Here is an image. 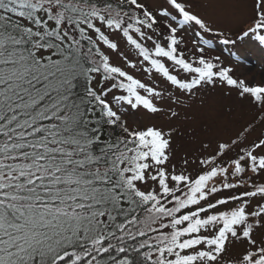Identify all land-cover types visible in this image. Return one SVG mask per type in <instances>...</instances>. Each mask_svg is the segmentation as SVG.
Listing matches in <instances>:
<instances>
[{"label": "snow or ice", "instance_id": "snow-or-ice-1", "mask_svg": "<svg viewBox=\"0 0 264 264\" xmlns=\"http://www.w3.org/2000/svg\"><path fill=\"white\" fill-rule=\"evenodd\" d=\"M238 44L264 0H0V264H264Z\"/></svg>", "mask_w": 264, "mask_h": 264}, {"label": "rangeland", "instance_id": "rangeland-1", "mask_svg": "<svg viewBox=\"0 0 264 264\" xmlns=\"http://www.w3.org/2000/svg\"><path fill=\"white\" fill-rule=\"evenodd\" d=\"M235 31V28L233 29ZM220 49H223V51L217 50L214 54H219L222 56V59L226 64H236V60L234 57H229V49H225L223 45H220ZM232 52H236L240 54L241 56H247L248 59L243 63L238 65L239 70L241 72L247 71L249 68L252 69V71L249 73V75L246 77L249 81L253 80V77L255 78L256 83L261 82L262 74H264V61L260 59V53L258 51H253L248 45L246 44H238L236 48L231 49ZM234 98L232 99H222L221 104H227V103H234ZM179 152L182 153L187 147V143L183 140H180L179 142Z\"/></svg>", "mask_w": 264, "mask_h": 264}]
</instances>
